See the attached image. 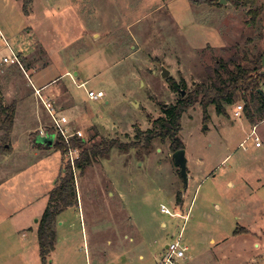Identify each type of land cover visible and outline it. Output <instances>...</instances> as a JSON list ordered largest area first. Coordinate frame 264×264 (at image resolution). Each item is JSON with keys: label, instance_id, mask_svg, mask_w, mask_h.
<instances>
[{"label": "rangeland", "instance_id": "374dc122", "mask_svg": "<svg viewBox=\"0 0 264 264\" xmlns=\"http://www.w3.org/2000/svg\"><path fill=\"white\" fill-rule=\"evenodd\" d=\"M219 1L33 0L25 15L21 0H0V27L9 36H0V63L10 57L9 41L16 34L25 43L19 52L25 64L7 65L16 67L17 90L26 100L35 102L27 70L50 63L44 73L57 80L56 106L65 108L71 129H80L89 141L134 142L126 150L114 147L105 157L93 158L83 170L76 167L84 215L74 209L57 215L54 249L46 264H157L180 229L188 248L178 264H264V121L255 120L263 146L254 148V137H246L254 124L240 96L225 107L226 115L209 106L206 119L198 103L182 114L179 137L191 174L187 186L169 140H154L147 153L135 137L137 128H150L153 119L164 115L180 90L209 83L218 59L234 57L236 64H245L244 56L250 59L264 49V10L250 27L248 13L264 0L254 5ZM162 66L180 84L178 90L161 76ZM65 69L78 71L79 81L73 73L62 75ZM80 81L85 84L77 85ZM260 89L264 92V84ZM88 90L105 95L90 99ZM237 104L243 106L240 116L234 115ZM242 139L244 147L238 145ZM50 154L39 153L0 184V264H41L37 237L24 244L27 232L15 227L25 214L35 226L40 205L29 193L45 188L51 168L57 180L67 164L60 150ZM92 220H98L96 228L90 227ZM109 240L120 243L122 256L121 249L105 243Z\"/></svg>", "mask_w": 264, "mask_h": 264}, {"label": "trees", "instance_id": "16d2710c", "mask_svg": "<svg viewBox=\"0 0 264 264\" xmlns=\"http://www.w3.org/2000/svg\"><path fill=\"white\" fill-rule=\"evenodd\" d=\"M33 0H21L22 10L25 15L28 14L29 8ZM237 4L254 5L256 0H234ZM264 10V4L253 10H249L251 15L250 23L255 25L257 17ZM247 41H250L248 39ZM264 49L254 55L252 58L244 56L247 63L236 64V59L230 57L227 60L218 59L217 69L214 74H210L207 78H211L210 82L196 83L193 88L182 94L180 90L179 99L172 105H169L164 115H161L151 121V127L145 130L136 129L135 137L142 142L145 151L149 153L152 150L153 141L158 140L164 142L169 140V147L172 151L183 148L184 145L179 137L181 130V116L191 106L198 103L202 108L204 118H208L207 109L213 106L217 114L226 115L225 107L231 105L237 96L244 101V111L247 119L255 124V120L264 118V92L260 89L264 84V74H260L261 57ZM233 65V68L230 65ZM169 87L175 91L178 90L180 84L176 83L171 76L167 77ZM181 85H185L184 79ZM15 104L4 106L0 98V154L10 151L9 134L12 129L14 118ZM133 143L123 145L118 139H104L99 141H89L84 137H72L70 145H67L61 138H57L53 143L56 150L64 153L70 146L79 149V158L76 161V167L80 170L85 164H90L95 157H105L110 149L117 147L126 150L132 147ZM177 202L181 201L180 194H177ZM77 205V191L75 185L74 172L67 163L61 166L60 174L56 180L54 187L48 192V200L44 211L42 212L37 224V242L39 247V256L41 264H46L47 257L54 249L56 238L55 223L56 217L68 207Z\"/></svg>", "mask_w": 264, "mask_h": 264}, {"label": "crops", "instance_id": "0c3cea01", "mask_svg": "<svg viewBox=\"0 0 264 264\" xmlns=\"http://www.w3.org/2000/svg\"><path fill=\"white\" fill-rule=\"evenodd\" d=\"M249 24H250V22H249ZM250 26H252V24H250L249 27ZM1 34L4 35V38H5V34L7 35V37H9L7 30H3L0 27V36H1ZM12 35H11V38H13L15 40L9 41L11 46L9 45L8 50L10 52L11 51L15 52L19 56V52L25 50V49H21L25 46V43L21 42L20 40H17V37L15 38L16 34L14 35V37H12ZM20 59H21V56H19V61H20L21 65L23 66L25 64V60H23V59L20 60ZM4 63H2L3 65H1V63H0V98H1V102L4 106H7V105H10L11 103H14L15 104V111H14L12 129H11V132L9 134V144L11 146L10 151L6 152L5 155L0 154V165H2V167L4 168V173H3L2 177H0V184H2L4 179L8 176V173H10L13 169H15L16 167H23L26 164H31V160L32 159L34 160L36 158V156L39 155V153H42L43 156L45 155L46 158H51L50 153L54 151L53 145H47V144L39 141V138L42 136L50 137L51 135H53L50 131V129H51V118L49 116L47 109L45 108V106L42 102L46 101V102L51 103V105L61 113H63L65 110V108L61 104H58V106H56L57 103L55 100L58 99L59 95L57 93L58 89H56L57 80H56V78H54L55 76L54 75L53 76H46V74L44 73V71L49 67L48 65H50V63L49 64L44 63V65H40V66H37V64L35 66L33 64V66L31 68H29L30 70H27L29 72L28 83H30V86L32 88L34 86L32 96H33L35 102H29L28 100H26L27 97L24 94H22L19 90H17L18 88H20V86L16 85V79L13 75V73L15 74L17 71L16 67H11L10 65H7L6 62H4ZM28 67H26V65H25V68H28ZM69 71L70 70L65 69L64 72L62 73V75H65V74L69 75L70 73H73L77 76L76 77L77 81H79L78 80L79 79L78 78L79 72L78 71L69 72ZM1 76H3V77H1ZM59 77H61V75ZM28 83L26 82L25 84H28ZM82 83L85 84V81H80L79 83H77V85L82 84ZM52 84H53V86L49 87ZM35 90L39 91L40 96H38L36 94ZM39 97H41L42 101ZM38 98L40 99V101L38 100ZM63 114H65V113H63ZM261 121H264V118L261 119L259 122H261ZM259 122L252 125V128L250 129L248 135L246 136L247 138H251L250 134L252 131H255L254 129H256ZM40 130L42 131V133H40ZM257 137L259 138V140H261L259 136H257ZM244 140L245 139H242L238 145L243 146ZM26 141H28V142H26ZM23 146H25V148ZM262 146H263L262 141H261V145L258 147H256L254 145V142H253L254 148H260ZM22 147L25 150L20 152V150H22V149H19V151H18V148H22ZM29 160H30V162H28ZM26 161H27V163H26ZM187 164H188V161H187ZM53 169L54 168H51L52 174L49 176V179L46 180L43 184V186L45 188H43L41 190V192H34V193L30 192L29 193V195L31 196L30 200L32 202H36L40 205L39 210H37L36 213H34L35 216L37 217L35 220V226L33 228H32V226H30L31 224H30V222L28 223V218L25 214V217L18 220V222H17L20 227H15V229L19 232H21V231L27 232L26 236L24 237V239H25L24 244L27 243L29 238L35 239V237H37L36 225L38 223L36 224V221L39 220V217L41 216L42 212L44 211L46 203H47L48 192H46V189L49 188V186L53 187V185L56 184V177L58 175V172L56 173V170H53ZM188 174L191 175L190 173H188ZM228 183H229V185H231L232 181H228ZM80 187H81L80 182H78V187H77V181H76L77 205L72 206V207H68L65 210H63V212H67L69 210L74 209V210H77L79 212L80 216H81V213L84 215L83 207H84V197L85 196L84 195L82 196V192H81ZM110 196L114 197V194H111ZM85 199L92 200L93 202L96 201L95 198L93 199L91 196H88V195H86ZM21 209H23V208H21ZM21 212H24V211H21ZM97 221L98 220H95V221L92 220V222L90 223V227L96 228L99 224V222H97ZM84 225H85V223H84ZM21 235H23V233ZM61 237L62 236L58 235L57 242L55 245L56 247H57V244L59 243V241H61ZM124 237H126V235ZM105 243H108L110 245L113 244L111 240H109ZM112 246L115 249H118V248L121 249L122 248L119 242L117 244L114 243ZM102 252H103V255L105 256L106 253L104 251H102ZM131 252H132V249L131 250L127 249L125 251V253L129 254V255ZM122 253L123 252L121 249L119 255L122 256ZM139 257H142V255H139ZM98 264H102V260H100Z\"/></svg>", "mask_w": 264, "mask_h": 264}, {"label": "built area", "instance_id": "2783aa9c", "mask_svg": "<svg viewBox=\"0 0 264 264\" xmlns=\"http://www.w3.org/2000/svg\"><path fill=\"white\" fill-rule=\"evenodd\" d=\"M10 57H3V62L10 63V64H18L20 67H22L19 56L15 52H10ZM80 86H83L84 84H79ZM36 94L39 95V91L35 90ZM87 96L90 99H99L103 97L105 94L102 90H88ZM41 99V97H39ZM42 101V99H41ZM47 109L49 116L51 118V133L53 134L55 140L59 137L61 138L67 145H70V139L72 137H81L82 132L80 129H71V127L68 125L69 120L67 116L58 110H56L51 103L43 101L42 102ZM243 110V106L241 104L235 105L234 115L240 116ZM40 133L42 131L40 130ZM250 137H254V145L256 147L261 145V140L255 135V131H252L250 134ZM244 147V146H243ZM67 159V163L71 166L73 172H75L76 169V161L79 158V149L75 147H69L64 153ZM187 218V214L184 215V220ZM188 246L183 241V234L182 229L178 232L177 236L173 239H171L164 248V254L162 257L158 259L157 264H178L180 259L185 257L186 250Z\"/></svg>", "mask_w": 264, "mask_h": 264}, {"label": "water", "instance_id": "95a60500", "mask_svg": "<svg viewBox=\"0 0 264 264\" xmlns=\"http://www.w3.org/2000/svg\"><path fill=\"white\" fill-rule=\"evenodd\" d=\"M224 2H225V0L219 1V3H224ZM259 72L262 75L264 74V53L261 57V69ZM169 74H170V71L166 67L162 66L161 67V76L163 78H166ZM259 91H261V89H259ZM182 94H184V91H182ZM204 127H206V125ZM39 141L42 143H45L47 145H53V143L55 142V138L53 135H51L50 137L42 136L39 138ZM171 157H172L175 165L179 169V175L183 179L185 186H187L188 185V164H187L188 159L186 157L185 149L184 148L176 149L175 151L172 152Z\"/></svg>", "mask_w": 264, "mask_h": 264}, {"label": "flooded vegetation", "instance_id": "af4514ba", "mask_svg": "<svg viewBox=\"0 0 264 264\" xmlns=\"http://www.w3.org/2000/svg\"><path fill=\"white\" fill-rule=\"evenodd\" d=\"M179 149V148H178ZM175 151V150H174ZM178 168V167H177ZM76 177H77V175H76V173L74 172V178H75V181H76ZM75 185H76V182H75Z\"/></svg>", "mask_w": 264, "mask_h": 264}]
</instances>
